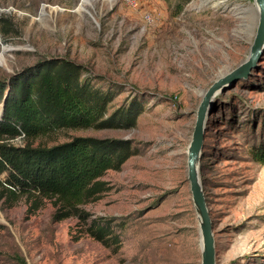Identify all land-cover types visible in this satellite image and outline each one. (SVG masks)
I'll use <instances>...</instances> for the list:
<instances>
[{
	"label": "rangeland",
	"instance_id": "obj_1",
	"mask_svg": "<svg viewBox=\"0 0 264 264\" xmlns=\"http://www.w3.org/2000/svg\"><path fill=\"white\" fill-rule=\"evenodd\" d=\"M0 0V79L41 58L66 57L140 98L131 128L60 132L129 138L140 152L102 179L111 187L80 208L89 219L56 220L47 200L0 203V264H202V238L188 179V146L208 88L250 53L260 22L256 0ZM264 135V51L218 91L205 120L200 178L214 224L216 264H264V164L249 139ZM21 142L15 140L16 144ZM55 141H50L49 144ZM83 214V213H82ZM113 217L119 243L90 236Z\"/></svg>",
	"mask_w": 264,
	"mask_h": 264
},
{
	"label": "trees",
	"instance_id": "obj_2",
	"mask_svg": "<svg viewBox=\"0 0 264 264\" xmlns=\"http://www.w3.org/2000/svg\"><path fill=\"white\" fill-rule=\"evenodd\" d=\"M191 0H177L180 11ZM1 35L17 32L10 20ZM66 57H46L0 79V203L13 207L22 198L27 212L36 213L47 200L59 209L56 220L89 219L80 206L111 187L102 179L120 170L141 146L129 138L77 135L56 141L60 132L131 128L145 109L138 98L118 100L120 86ZM20 139L19 144L15 140ZM50 141H55L49 144ZM252 159L264 164V135L249 139ZM83 213V214H82ZM115 218L95 217L90 236L118 246Z\"/></svg>",
	"mask_w": 264,
	"mask_h": 264
},
{
	"label": "water",
	"instance_id": "obj_3",
	"mask_svg": "<svg viewBox=\"0 0 264 264\" xmlns=\"http://www.w3.org/2000/svg\"><path fill=\"white\" fill-rule=\"evenodd\" d=\"M260 11L258 30L251 45L248 58L229 74L218 78L206 91L197 110V118L192 140L188 146V179L192 192L195 210L199 220L202 238V264H216V240L214 236V224L207 207L203 185L200 178V160L204 146L205 120L209 112L211 102L218 91L229 85L236 84L244 73H247L254 65L259 54L264 51V0H256Z\"/></svg>",
	"mask_w": 264,
	"mask_h": 264
}]
</instances>
